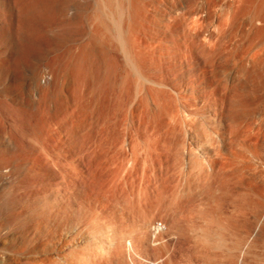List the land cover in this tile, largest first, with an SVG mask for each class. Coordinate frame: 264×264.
<instances>
[{
  "label": "bare ground",
  "instance_id": "6f19581e",
  "mask_svg": "<svg viewBox=\"0 0 264 264\" xmlns=\"http://www.w3.org/2000/svg\"><path fill=\"white\" fill-rule=\"evenodd\" d=\"M212 1L214 0H0V211L26 210L39 214L36 218L39 226H47L50 222L54 224L55 229L51 234L58 240V245L53 249H48V245L36 247V251L33 249V257L42 264H54L53 261L65 258L64 250L73 259L80 251V246L68 247L69 238L64 240L63 235L69 228L74 232L71 237H74L82 232L83 226V230H88L89 237L84 246L82 245V264H173L169 239L177 234L182 224L176 227L177 221L174 220L175 224L171 223L172 217H169V223L166 218L167 223L159 224L154 215L149 216L150 218L143 215L145 219L138 218L140 221H133L132 228L124 223L127 213H131L130 206H127L130 202L124 199L127 203L123 204V199L120 200L119 197L120 191L124 189L122 187L131 180H127L125 176L131 159L127 162L125 160V163L126 157L123 158L121 173L118 174L119 178L116 177V167L121 166L120 162H116V154L123 153L122 148L116 147V118L117 115L122 117L120 122L122 120L124 126L128 124L131 116L157 115L165 104L169 109V103H165L169 93L166 88L169 87L164 69L168 68L169 75L174 76L181 50H190L191 53V48H194L192 43L196 41L195 36L199 33H196L195 28L208 25ZM239 1L241 0L238 3ZM244 2L240 6V11L244 12L242 16L247 13L251 15L247 20L238 23L237 30L241 37L233 52H230V57L236 50L242 53L239 59L241 79L230 83L221 82L223 85L217 83L219 85H215L212 92L205 91L204 98L196 97L194 93L191 96L182 94L176 97L178 113L175 112L172 117L176 115L177 118L178 114L179 117H171L174 120L171 125H176L175 131L179 126L177 146L183 152L179 156L189 164L194 163L193 167L198 166L202 182H196L186 173L185 178L183 177L186 182L183 180L184 185L176 188L178 190L175 191L174 198L177 196L175 201H178L181 196L186 198L203 193L211 196L217 191L224 193L223 190L227 188L224 186L228 182L224 178L228 176L229 179L233 178L231 181L234 186H241L249 193L251 201H248L254 207L249 209L251 206H248V210L255 215L253 210H264V94L261 95V90L264 89V57L256 50L264 42V0ZM198 20H205L202 22L204 24L197 23ZM238 24L235 23V27ZM230 32L226 31L229 34H224L225 51L229 47L226 40L230 41L227 42L228 45L233 42ZM204 46L200 48L205 49L208 45ZM208 48L205 49L207 55L211 54ZM144 122L146 121L143 120ZM171 128L173 129L172 126ZM129 129L128 126L127 131ZM173 131L171 134L174 133L175 136L176 132ZM119 141L120 139L118 143ZM126 142L123 141L124 144ZM175 146L174 149L177 148ZM147 150L153 161V155L158 154V148L151 147ZM119 168L116 171L119 172ZM222 172L225 176L221 178L226 182L219 178ZM218 173L221 174L217 176ZM217 178L224 182H218L223 185L221 188L215 183ZM214 184L218 185L216 189ZM82 187L84 190L88 188L86 190L92 195V199L87 201L92 214L90 212L88 217L84 215L65 218L67 211L81 209L79 201ZM219 194L216 197L221 196ZM213 196L215 200L216 197L214 194ZM25 198L29 202L34 200L25 204ZM116 204L122 206L119 209V218L105 215L104 211L111 213L114 208L112 205ZM262 213L264 214L261 212V215ZM261 219H258V224L262 222ZM205 227L195 228L196 230L190 227L189 231H184L185 236L190 235H186V232L192 233L209 248L213 242L212 239L210 242L209 237L213 235H209L206 232L209 229L206 230ZM222 229L215 232L216 237H213L217 239L212 246L225 249L227 254L228 251H233L227 255L231 258L229 264H264V260H256V263L252 260V263L247 262L251 258L245 259L252 246L256 245L251 244L253 240H247L248 243L243 241V244L236 242L238 244H234L235 247H230L227 242L229 239L226 240L223 233L225 228ZM181 230L184 234L183 229ZM32 260L34 263V259ZM206 262L204 264H208Z\"/></svg>",
  "mask_w": 264,
  "mask_h": 264
},
{
  "label": "rangeland",
  "instance_id": "374dc122",
  "mask_svg": "<svg viewBox=\"0 0 264 264\" xmlns=\"http://www.w3.org/2000/svg\"><path fill=\"white\" fill-rule=\"evenodd\" d=\"M230 1H232V3H229ZM241 1L243 2V4L245 3L244 0H241ZM241 1H239V3H238V0H214V1H212L211 2L212 3L211 7H210L211 8L210 9L211 12H209V13H211V15L209 14L210 16H208V18L209 17L210 18L208 20L205 19V20H207V24L208 25L202 23L205 20H202V22H201V20L200 21L199 20L196 21L197 23L199 22L201 25L204 24V25H202V27L199 24L195 23L196 25H199L200 27L197 26L195 28L196 29L195 30L196 33L197 32H199V33L196 34V36H195L196 37L195 38L196 41H194L192 43V46H194V48L191 46L192 47L191 48V53H190V50H189V52H188V50L186 51V49L183 50V51L181 50V52L179 53L180 56H178V60H177V63H176V72H175L174 76H172V75L170 76L169 75V70H167L168 68L165 67L164 72H165V75L168 77L167 86L169 87L168 89L166 88V91L169 92V93H167L168 95H171L169 97H168V95H166L167 97L165 99L167 100V102H165V103H169L168 107L171 110H169L167 108V105L164 103L165 107H163L162 111L160 113H157V115L156 114H153L151 116L150 115H148V116L145 115L144 116V114H141L142 116L140 114L139 115H134L133 117L132 116L130 117V119L128 121V124L127 125L124 124V126H123L124 122L122 120H121L122 123L120 122V119H122V117H119L117 115V118H116V121L118 120L117 121L118 124H116V135H117L118 138L116 137V139H118V140L120 139L119 143H118V140H117L116 144H118V145L116 147L122 148V152H123V153H120L118 151L119 153H117V151H116V153H117L116 155L118 156V157L116 156V158H115L116 162H118V164H119V162L121 163L120 164L121 166H119L115 162V164L120 167V168L116 167V170H117V168H119V172L115 170V173L117 175L116 177L119 178L118 174L121 173L120 169L122 167L123 158L126 157V158H124V162H125V160L127 162L128 159H129V161L131 159L130 165H129L130 167L129 166L127 167L129 169L126 172L127 174H125V176H126L127 180H129L131 178L132 181L131 180L127 181L125 183L126 186L122 187V188H124L126 190H124V189L121 190L120 189L121 191H120V197H119V199L121 198L120 200L123 199L122 200V201H124L123 204L127 203L125 201L126 199H127V201L129 200L128 202H130V205L127 203V206L128 207L130 206L129 207V210H130L129 212H131V213H129V214L127 213V215H126L127 217H125L126 221L124 223L126 224L127 227L132 228L134 226V224H133L134 222L143 220V218L145 219V217L146 218L147 217L150 218V217H152L154 215L153 217H155V219H157V222L159 224H161L163 222L165 223L166 222L165 221L166 218H168V220H167V222H168L169 221V217L170 218L172 217L171 221H173V222L170 221L171 223L175 224L174 220L177 221V226L175 225L176 227L181 226V224H182V227L181 228L179 227V229H180L179 231H181V233L177 230L178 232L175 231V232H177V234L176 233L174 234L175 237L172 236V238L170 237V239H169V242L171 244L170 245L171 246V254L170 255L172 257L173 264H204L206 261H208V264H209V262H210V264H229L228 261L229 260L231 261V258H229L230 256L228 257L227 255L229 254V252L233 253V251H228V254H227V253H225V251H226L225 249H220V248H215V247L213 248V246H214V244L216 242V239H217V238H214L213 236H215L214 235V234H216L215 232L219 231V229H221V228H223L222 230H224V228H225L223 233L226 236L225 239L226 240L229 239V241H227V242H228V245L230 247L231 246L233 247L234 244L237 245L238 243H236V242H240V244H243L247 240L250 241V242L253 240L251 244H256L254 246H257V247L254 248V246H252L253 248L252 249L250 248L251 250L247 254L248 256L246 255L245 259H248V258H251V259H249L250 261L247 260V262H251L253 260L254 263H256L255 262L256 260H257V262H263V260H264V246H263L264 245V240H263L264 239V231H263V229H264L263 228L264 227V216L263 215L264 214L262 213V215H261V212H264V210L263 209H259L258 210V208L260 206L258 208H254L255 210H258V211L256 212V211L253 210V212H255L256 214H259V215H256V214L254 215L253 213H251L252 211L248 210V206H251V208H249V209H253L252 207H254L252 202H250L251 198L249 196V193L244 191L241 188V186H240L241 189L236 184H235L236 186H234V182L232 183L233 178L229 179L228 176H227V178L226 177L224 178L223 177V176H225L223 174L224 172H222L223 175L221 173L217 174V176H219L220 174L222 175V176L221 175L219 176V178L222 181L224 179L228 181V182H226L224 180L227 183V185L224 186V187H227L226 188L227 192H225L226 190H223L224 187L222 189L224 191V193L222 191L219 192L222 197L221 196L216 197V195L219 194V193H218V191L217 192L215 190L213 191V192H216V194L215 193H213V194L215 195L216 199L218 198L219 200L218 199L214 200V198H213L214 196H213L212 193H211L212 194L211 196L208 193H206V194L203 193V195L200 194L202 196H200L199 194L198 195L193 194V195H191L189 197H186L187 199L185 198V196H183V197L181 196L180 199L182 201H180V199H177L178 201H175L177 196H176V198H174L175 191L178 190L179 188H181L184 185V182H186V180L183 179V177L185 178L186 173H189L192 176V179H194L196 182L200 183V181L202 180L201 174H200V170H199L198 166L195 165L194 166L195 168H194L192 166V164L194 165V163L189 164V162L187 160L183 159L181 157L183 152H181V149L179 150L180 146L179 147L177 146L178 142H179L178 141V138H179L178 135L180 133V131L178 129L179 126L176 127L177 129L175 131V128H174L175 124L173 123L171 125V123L174 122V120L172 121V118L176 116L175 115V116L172 117V115H174V113L176 111H178V109H177L178 105L176 106V104H178V101H177L178 99L176 97L182 96V94L186 95V96H189V95L191 96V94L194 93V95L196 97L204 98L206 96L205 91L206 90L207 91L210 90V92H212V89L215 88V85L217 87V85H219V84H221V85L224 84V83L222 84L221 82L230 83V82L236 81L238 79H241V77L239 75V68H240V65H241V60H239V59L241 58L242 53L239 50H236L233 53V56L230 57V54H231L230 52H233V50L235 49L234 47L236 46L235 45L236 42L241 37L240 36V32L237 30V27L239 28V24L238 23H241L242 21L247 20L248 16L251 15V13H249V14L247 13L248 15L245 14L244 16H242L244 14V12L242 13V11H240L241 7L243 5ZM229 6H230V8H229ZM232 6H233V8H232ZM236 7H239V8H236ZM232 17H234V18L232 19ZM230 19L233 20V21H234V19L235 20H239V21H234L233 22ZM230 23L232 25L234 23L233 27H231V28H230V26H231ZM235 23H237L238 26L236 25V27H235ZM205 26H208V27H205ZM226 29H229V30H226ZM230 29H232V30H230ZM201 30H203V31H201ZM206 30H207V32H206ZM233 30H235L236 33ZM226 31L227 32L232 31L233 35H231V32H230L229 36H230V38L232 37L231 39L233 40V42H235V43L231 42L228 45V43L230 41L226 40V45L229 46L228 49L225 47L227 49V51H225V49H224V46H225V42H224L225 35L224 34H226V35L229 34V33L227 34ZM214 33H216V34L214 35ZM205 35H206V37H204ZM215 37H218V38H215ZM211 38H213V39H211ZM182 40H183V36L181 34V41ZM208 40H209V42H208ZM211 40H213V41H211ZM210 41L213 42L214 48L212 46V43H210ZM219 41H220V44H219ZM199 43H200V45H199ZM202 44H203V46H204V44H205V46L208 45V46H206L207 48L209 47V45H211L207 49V50H209V49L211 50V52H210L211 54H209L210 56L207 55L208 52L205 50L206 49L205 46H204L205 49H202L203 48ZM215 45H217V46H215ZM263 45H264V42L261 45H259L258 49H256V50L257 51L259 50L261 52L262 56L264 57V53H263L264 52V46ZM200 46L202 48H200ZM220 46H222V47H220ZM211 47H212V49H211ZM182 49H184V47ZM192 50H194V51H192ZM204 51H205V53H204ZM184 52L186 53V55H185ZM200 52H202V53H200ZM227 53H228L229 56L227 55ZM188 55H190V57ZM217 83H219V84H217ZM262 90L264 91L263 88H262ZM262 90H261V92H262L261 95L264 94V92ZM203 95H204V97H203ZM170 100H172V101H170ZM172 102H174V103H172ZM138 104H140V103H137V105ZM173 106H175V107H173ZM177 113L178 112H176L175 114H177ZM162 115H163V118H162ZM167 115H169V116H167ZM158 117H159V119H158ZM166 117H168L169 119L166 118ZM178 117H179V114H178ZM178 117L177 118L175 117V119H178ZM143 120L146 121V122H144L145 124L143 123ZM137 121H140L141 123L137 122ZM162 121L163 122L165 121V122L163 123ZM119 123H120V125H119ZM153 123H154L155 127H153ZM166 123H167L168 128H167V126H165ZM148 124H150L151 126L148 125ZM162 124H164V126ZM81 125H82L83 128L85 127V125H83V124H81ZM122 126H123V128H122ZM125 126H126V128H125ZM128 126H129L130 129L127 131ZM136 126H138V128ZM142 126H144V127H142ZM147 126H148V128H147ZM156 126H157L158 129L156 128ZM171 126L173 127V129L171 128ZM162 128H163V130H162ZM124 129H126V130H124ZM159 129H160V131H159ZM166 129L168 131H165ZM170 129H171V131H170ZM118 130H120V131H118ZM123 130H124V132H123ZM141 130H143V131H141ZM155 130L157 132L159 131L158 132L159 134ZM151 131L153 132V134H152ZM172 131L176 132V133L178 131V134L175 133V136H174V133H173V135L171 134ZM131 134H132V136H131ZM158 136H160V137H158ZM174 137L175 138L177 137V138L175 139ZM156 138H158V139L156 140ZM201 138H202V140H205L204 137H201ZM123 141L124 142L128 141V142L125 143L127 146L124 147L125 144L123 143ZM155 141L157 142V144H156ZM176 141H177V144H176ZM153 144H155V146ZM164 144H165V146H164ZM166 144H167V146H166ZM169 144H170V147H169ZM121 145H123V147ZM174 145H176L175 146V147H177L176 149H174ZM136 146L137 147L139 146V147L137 148ZM142 147H143V149H142ZM151 147L158 148V154H159V155L157 154L158 156L156 154L153 155V158H154L153 161H152V158L149 157L150 156L148 154L149 150H147V149H150ZM162 147H163V149H161ZM118 148H117V150H118ZM131 148H132V150H131ZM134 148H136L137 150L134 149ZM123 149L125 150V153H124ZM142 150H144V151L141 152ZM172 150H173V153H171ZM163 151H165V152H163ZM178 152H179V154H178ZM180 152H181V156H179ZM178 156L181 157V159ZM149 158H151V159H149ZM138 159H140L141 161L138 160ZM173 159H174V161H173ZM163 160H165V161H163ZM131 162L133 163V165H132ZM143 165L144 166L146 165L147 167L145 166V168H144ZM149 170L151 172H149ZM135 171H137V172H135ZM146 175H148V177H146ZM127 176H129V177H127ZM136 176L138 178H136ZM114 177H115V175H114ZM221 177H223L224 179H222ZM118 178L116 180H118ZM200 178H201V180H200ZM219 178H217L218 179L217 181H215L216 179L214 180L215 183L216 182H217V184H218V182H219V184L224 183L221 180H219ZM231 179H232V181H231ZM183 180H184V182H183ZM130 181H131L132 184H130ZM220 181L222 183H220ZM160 182L161 183H165V184L161 185ZM127 184H129V185H127ZM217 184H214V186H213V187H215V189L219 185V184L218 185ZM129 186H130V188H128ZM133 186L136 187V188H134ZM220 186L222 187L223 185H219L218 187H220ZM153 188H155V189H153ZM158 188L162 191L161 193H160V190ZM176 188H178V189H176ZM86 189H88V188H85V190H84V188L83 189L80 188V196H81L80 199H81V201H79V202H80V207L82 206L81 209L80 210L79 209H75V210L67 211L65 213V218L70 219V218H74L76 216H84V215H86L88 217V216H90L92 214V211H91L90 207H88V202H87L88 200L92 199L91 198L92 195H89L90 191L86 190ZM130 189H131V191H130ZM137 189H139V190H137ZM127 190L130 191V192H128ZM152 191H153V193H152ZM144 192H146V193H144ZM132 194H134V195H132ZM157 194H159V195L162 194L163 196L162 195L159 196ZM223 194H224V196H223ZM148 196L151 199V201L148 198ZM161 197H163V199ZM220 197H221V199H220ZM137 198H138V200H136ZM26 199L27 198H25V201H23V203H25V204L26 203L29 204L30 202H32L34 200V199H32L29 202ZM222 199H223V201H222ZM249 199H250V201H248ZM159 200H160V203H159ZM216 201H217V203L219 201L220 204H221V201H222L221 206H220L219 203L217 204ZM247 201H248V204L249 203H251V204H249V205L246 204ZM150 204L151 205L153 204V205L151 206ZM216 205L219 206V207H217ZM112 206L114 208H112ZM112 206H111V208H112L111 213L108 212V210H106V211H104V213H106L105 215L112 216V217L114 215V216H116V218H119L120 213H121V210H119V209H121L122 206L118 205V204L112 205ZM149 207H152V208H149ZM140 208H141V210H140ZM147 208H148V210H147ZM215 208H216L217 211L215 210ZM260 208H262V207H260ZM113 209H115L116 211L114 210V212H113ZM131 209H132V211H131ZM169 210H171V211H169ZM19 211H18L19 213L13 211L12 209L3 210V211L1 210L0 211V264H42L37 258L35 259V257H33V252L36 251V249H35L36 247H40L41 245H45V246L48 245L47 246L48 249H51V248L53 249V248H55L58 245V240H56L54 238V236H52V234H51L52 232H54L55 226H53L54 224H52L51 222L48 223V225H50V227L48 225L47 226L43 225L44 227L43 226H39L37 224V222H36V218L39 216L38 213L37 214L36 213L33 214L32 212H28L26 210L25 211L19 210ZM133 211H134V213H133ZM153 211H154V213L155 212L156 213L154 214ZM90 212H91V214H90ZM248 212H250V213H248ZM139 213L142 214V215H140ZM151 213H153V214H151ZM168 213H170V214H168ZM56 215L57 214H54V216H56ZM143 215L145 217H143ZM166 215H168V216L166 217ZM170 215H172V216H170ZM34 216H36V217H34ZM258 216H260L262 219L259 218ZM30 217L31 218L33 217V218L31 219ZM107 218L111 219V217H107ZM85 219L86 218L84 217V220ZM255 219H256L257 222H255ZM258 219H261V221H262L259 224H258ZM178 221H179V223H178ZM205 221H207L208 223L205 222ZM249 222H250V224H249ZM81 226L79 228H81ZM258 226H259V228H258ZM45 227H47V228L45 229ZM83 227L81 228L82 232L79 233V234L74 235V237H71V236H73L74 232H71L72 230H70L69 228L66 229V232L63 235L64 240L69 238V241L67 243L68 247L80 246L79 249H78L80 251L75 254V257H73V259H75V260H73L70 257V255L67 256L68 255L67 254V250H64V251H66V252H64V253H66V255H65L66 257L65 256L64 257L66 259L68 257H70L68 259H71L72 262L70 260H68V259L66 260L65 258H61V259H57V260L55 259L56 261H53L54 264H58V263L59 264H65V263H67V264H82L83 263L82 261L84 259H81V258H83V256L80 257L81 256L80 254H81V252H83L82 251V249H83L82 247L84 246L87 237H89V234L87 235V233H88L87 231L88 230L86 228L83 230ZM186 227H187V229H186ZM190 227H192V229H195V228L199 229L200 227L201 228L205 227L206 230H207V228L209 229L206 232L209 235H210V233H212V235H213V236H211L212 238L209 237V240L210 239L213 240V242H211V240H210V242H211L210 244L211 245L209 244L210 245L209 248H208V246L206 247V244H203V242L201 241L200 238L199 239H200L201 242L199 241L197 236L194 237L192 235V233L186 232V235L187 234H190V235H187V237L185 236L184 231H187V230L189 231L191 229ZM218 227H220V228H218ZM260 227H262V228H260ZM181 229H183V233L184 234H182V230ZM40 230H42V231H40ZM208 231H210V232H208ZM39 233L41 235H39ZM179 233H180V236L178 235ZM181 234L185 236V239H184V236H182ZM43 235H45V236H43ZM46 236H47V238H46ZM248 241L246 243H248ZM183 243H184V245H183ZM204 245H205V247H204ZM234 247H235V245H234ZM173 248H175V249H173ZM33 249H35V251ZM237 252H239V251H236V253ZM68 253H69V249H68ZM204 253L205 254L207 253L206 254L207 256L204 255ZM31 255H32L33 258L31 257ZM205 257H207L206 261H205ZM77 258L78 259L80 258L78 263H76V261L78 260ZM260 258L262 259V261H261ZM32 259H34V261H35L34 263H33ZM80 261H81V263H80ZM253 261H252V263H253ZM49 264H53V263L51 262Z\"/></svg>",
  "mask_w": 264,
  "mask_h": 264
}]
</instances>
